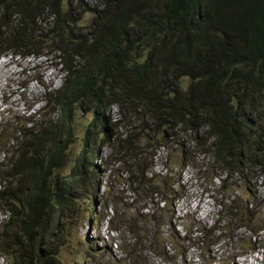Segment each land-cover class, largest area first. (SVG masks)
<instances>
[{"label": "trees", "instance_id": "1", "mask_svg": "<svg viewBox=\"0 0 264 264\" xmlns=\"http://www.w3.org/2000/svg\"><path fill=\"white\" fill-rule=\"evenodd\" d=\"M101 2L103 9L96 11L92 32L83 43L57 36L59 48L66 51V40L79 50L74 56L86 59L88 69L68 75L50 94L52 105L42 108L46 114L25 110L0 121V153L7 164L0 171V202L10 213L0 233V253L13 264L52 263L46 241L59 228V212L68 211L77 192L88 193L84 184L92 182L93 171L87 157L96 154L90 140H100L95 132L104 134L106 129L99 111L116 104L126 109L146 106L149 115L172 132L178 126L189 133L193 149H211L215 160L203 172L210 179L220 168L235 175H217L226 180L212 185L209 199L217 201L215 219L208 226L187 209L176 215V204L186 199L179 180L169 172L146 178L144 171L132 190V204L141 205L139 212L123 220L115 209L107 221L118 242L111 244V250L119 252L114 260L148 264L147 255H152L165 264H179L180 252L191 246L200 264H233L228 249L243 245L244 253L257 248L264 258V237L257 239L264 232V0ZM59 5L61 0H0V49L21 52L20 41L29 45L38 39L40 25L47 22L60 33L70 32L73 23L62 17ZM180 81L189 84L186 91ZM118 82L125 89L117 91ZM83 103L92 107L95 117L74 161L81 171L76 177L74 164L63 173L71 138L67 124ZM56 110L59 121L51 120ZM187 146L188 141L179 139L180 159L174 167L193 162L185 154ZM250 149L261 161L248 158ZM225 156L229 160L224 161ZM140 164L139 159L136 167ZM246 177L260 178L263 198H257ZM171 184H178L179 190L173 191ZM114 199L113 207L121 200ZM94 216L100 223L95 211Z\"/></svg>", "mask_w": 264, "mask_h": 264}, {"label": "clouds", "instance_id": "2", "mask_svg": "<svg viewBox=\"0 0 264 264\" xmlns=\"http://www.w3.org/2000/svg\"><path fill=\"white\" fill-rule=\"evenodd\" d=\"M58 1V0H57ZM62 5H59L60 8H62V17L69 19L73 25L72 30L70 32H59V28L54 27L52 23L47 22L46 24H41V31H40V37L36 40H32L29 42V45H27L26 40L20 41L22 45L21 52H12V49H7L8 47L1 48L0 49V60L7 59V58H17V59H28V58H41L43 57L42 53H37L35 51L36 47L40 48H49L52 51V54H54L53 59L57 61L58 64L52 65V68L57 69V71L61 72V80L58 87L53 88H47L44 83L42 82V79L40 77H36V79L25 81L24 83H21L18 85V89L20 90V103L22 104V111L20 112H13L11 110H2V115L0 117V121L3 118H9L11 116H14L16 114H21L25 110H28L30 113H36L43 111L42 108L44 106L52 105L51 101V93L53 91H56L60 89L65 79L68 77V75L73 74L77 75L78 70H87L88 69V62L86 59L80 55V56H74L78 49L73 48L66 40L63 41V46L66 47V51L63 52L60 47V42L58 40V35L60 34L61 37L67 39L71 38L75 43H83L86 36L92 32V21H94V17L97 15V10L103 9V4L101 0H93L95 2L96 9L87 12L90 14V21L88 23L87 29H85L83 34H78L77 36H74L73 34L76 33V20L74 21L72 19V12H77V10H82L81 8V1L80 0H61ZM65 10H69V13H65ZM49 15L46 14L44 16V19L47 21V17ZM74 26V27H73ZM14 27V26H13ZM49 45V47L44 46ZM35 82L42 90L44 91L43 95L40 97H26V92L28 88L29 83ZM180 84L182 85V91H186L189 84L184 81L183 83L180 81ZM117 91H121L125 89L124 85H122L121 82L117 83ZM185 94V93H184ZM6 103H4L5 105ZM87 104V103H83ZM90 106L89 104H87ZM91 111L93 113L92 107L90 106ZM112 108L117 109V119H115L113 122L108 116L110 113V110ZM125 112L127 113V117H125ZM44 114L47 113V110L43 111ZM103 114L104 122H105V132L104 134H99L100 130H97L95 133L99 137L100 140L96 138L94 140V137L91 138V148L94 151L96 150V154L94 157L90 158L87 157L88 162L91 164V170L93 171L92 174V182L90 184H84V187H88V193H90V187H94V205H95V197H97V200L101 199L105 204L106 200H112V198L121 199L122 202L129 201V204L133 205L135 201V196L132 194V190L136 188L137 182L135 179H139L141 174L144 171H147L148 173L145 174L146 178H153L156 175L164 176L166 173H170L173 175V177L176 180L180 181V185L184 188L183 193L185 192L186 199L178 202L176 204V208L174 209L176 211V215L180 216L181 214L185 213V209H187L188 212H192L195 214L196 220H200L203 222H206L208 226L212 225V221L215 219L214 216V206L217 200L213 201L209 199V197H213L212 192L213 186H219L222 181H225L224 178L221 180L217 175H221L222 177L230 174H234L231 171H225L224 169H219L220 174L215 170L212 174V178L210 179L209 176L204 174V170H209L211 164H213L215 157L213 156V151L209 148L207 149H193L194 142L191 138H189L187 135L189 133H185L184 130H180L181 127L177 126V130L175 132H172L170 128L167 125H162V123L157 122L154 118H152L149 115L148 108L146 106H138L134 109H126V108H120L116 104H112L104 110V112L99 111V114ZM135 114V115H134ZM77 115V114H76ZM95 114H92V120L89 123V125L85 128V135L83 139L86 137V133L88 131V128L91 126L92 122L94 121ZM74 118V117H73ZM72 118V119H73ZM67 124V128L70 129L71 132V138H72V126L71 121ZM51 120L59 121L61 120V117H59V110H56L53 112V115L51 116ZM203 131L207 130V127L204 126ZM94 132V129H90ZM118 130H125L126 132L123 135H120L118 133ZM67 129L64 128V133H66ZM115 131V132H113ZM164 131H167V134H164ZM166 139H163L165 138ZM70 138V140H71ZM83 139L81 146L79 148V152L76 155H73V171L76 175V177L80 176V169L78 168V163L74 162L75 159H78V156L81 152V149L83 147ZM182 140L183 142H189V147L187 146V151L185 152L186 156H189L190 159L193 158V162L190 164H182V169H178L177 167H174L179 163L180 156L178 154V141ZM70 142V141H69ZM134 142V145H131V143ZM213 142V141H211ZM210 144V143H208ZM69 145V144H68ZM210 146V145H209ZM107 149L109 153L105 156H103L102 151ZM69 151V150H68ZM157 154L161 153V157H157ZM0 153V171H3L7 169V164L5 163V158ZM69 158V156H68ZM248 158L250 160L255 161L256 163L258 161H261V157L257 156L251 149L248 152ZM140 159L141 164L139 167H136L137 161ZM189 160V159H188ZM224 161L229 160L228 156H225L223 158ZM191 161V160H190ZM97 162L100 165H105L107 162L118 164V166H122L124 168L129 167L125 174V181L124 183L120 182L119 172L117 169L112 168L107 169L106 171H102L103 173L108 172V179L102 184L98 182V177L100 176V166L97 165ZM156 162L159 165H156ZM233 164V162H232ZM72 165V164H71ZM70 165V166H71ZM157 167H160L161 170H157ZM187 169H191L193 171V180L196 181V186L193 185L192 177L188 178L187 184L184 183V176L186 174ZM168 170V171H167ZM240 173V172H239ZM235 175V174H234ZM220 176V177H221ZM94 177V178H93ZM251 178L246 177L244 180ZM94 179V180H93ZM251 185L254 188L253 193H256L257 198H263V189L260 187V178L253 177L251 178ZM106 185H111L113 188L109 191H106ZM1 189V188H0ZM103 190L101 194H99V190ZM171 189L173 191L179 190L178 184H171ZM86 193V194H88ZM124 197H122V195ZM207 202H210L209 204ZM0 204L3 205V213L5 219H8L7 223L10 221V213L5 208L4 204L0 202ZM109 206L111 216L108 217L109 221L111 217H114V207L112 206V203L106 204ZM114 205V204H113ZM117 204L115 203L114 206ZM160 206H164V203H161ZM95 207V206H94ZM206 208H209V211H207ZM65 211V210H64ZM61 211L59 213L62 214ZM93 214V212H92ZM91 214V215H92ZM61 218V215H60ZM261 218L264 220V213L261 215ZM60 220V219H59ZM59 226V221H58ZM59 230V228H58ZM57 230V231H58ZM106 231H107V237L110 238V240L113 242L115 235H113L108 227V223L106 222ZM56 233V232H55ZM54 236V235H53ZM260 237H264V232H259L257 239ZM53 238V237H52ZM51 238V239H52ZM96 240V238H95ZM101 241V242H100ZM100 241H94L95 244L104 243V240ZM254 241V240H252ZM111 242V243H112ZM47 243V241H46ZM89 243V241H88ZM48 244V243H47ZM90 246L92 245L89 243ZM103 246V245H101ZM103 248V247H100ZM111 249V247H110ZM48 250V249H47ZM103 250V249H101ZM49 251V250H48ZM50 252V251H49ZM261 250L255 249L254 252L244 253V251H240L239 248L234 249H228V257L229 260H234L233 264H240L242 262L247 264L250 261H254L256 264L261 263L264 264V258L260 255ZM52 254V253H51ZM2 258L8 259L11 264H13L12 260L0 254ZM259 258V259H258ZM52 260V255L51 258ZM258 261V262H257ZM54 264L53 260L52 263Z\"/></svg>", "mask_w": 264, "mask_h": 264}, {"label": "rangeland", "instance_id": "3", "mask_svg": "<svg viewBox=\"0 0 264 264\" xmlns=\"http://www.w3.org/2000/svg\"><path fill=\"white\" fill-rule=\"evenodd\" d=\"M82 10H77V12H72V19L76 20V33L74 36H77L79 33L83 34L85 29L88 27V23L91 19V12L96 9L95 2L93 0H80ZM48 46L49 45H44ZM35 51L42 53L43 57L38 58H28L25 60L17 58H7L0 60V117L2 110H11L13 112L22 111L23 107L20 103V90L18 85L24 83L25 81H30L40 77L42 82L47 88L58 87L61 80V72L57 69L52 68V65L57 63L53 59L54 54L48 48L36 47ZM44 91L40 88L35 82L29 83L26 97H40L43 95ZM4 103H6L4 105ZM117 109L112 108L110 113H108L112 122L117 119ZM74 118L71 121L72 126V138L68 145L69 158L65 161V168L63 173H67L71 164H73V155H76L79 152L81 146V141L85 135V128L89 125L92 120V111L90 106L87 104H82L76 111ZM125 112V117H127ZM115 132V131H113ZM125 130H118L120 135H123ZM134 145V142L131 143ZM109 151L107 149L102 151L103 156L107 155ZM157 157H161V153L157 154ZM97 165L100 166V176L98 177L99 183H104L108 179V172L103 173L107 169L112 168L117 169L119 172L120 182L124 183L125 174L129 167L118 166V164H113L107 162L105 165H100L97 162ZM156 165H159L156 162ZM157 170H161L160 167H157ZM193 171L187 169L184 176V183L187 184L188 178L192 177L193 185L196 186V181L193 180ZM94 178V177H93ZM94 180V179H93ZM90 193H78L75 194L74 202L70 204L64 212L61 214L59 220V230L56 231L52 239L47 240V249L52 253V260L54 264H120L114 260L113 257L119 256L118 250H115V247L111 250V240L107 237L106 231V222L108 217L112 214L110 213L109 206L106 204L114 203L116 200H106V204L101 200H97L95 197L94 205V187H90ZM99 194L103 190H99ZM122 195V194H121ZM122 197H124L122 195ZM208 204L210 202H207ZM114 210L118 209L119 214H121L123 220H126L139 212V207L141 205H131L129 201L122 202V200H117ZM95 206V207H94ZM209 211V208H206ZM0 211L3 213V205L0 204ZM94 211L98 213L99 219L101 222L96 224ZM0 212V233L4 231V227L7 224L8 219H5L2 213ZM90 212H93L91 215ZM115 212V211H114ZM119 220H115L114 226L119 227ZM150 225L151 223L146 220ZM182 233V232H181ZM233 235V234H230ZM96 238V240H95ZM117 237L115 236L114 239ZM104 240V243L95 244L94 241ZM91 243L92 245L90 246ZM116 241V240H114ZM113 241V242H114ZM14 243V241L8 242L9 245ZM116 244L118 242L116 241ZM103 245V246H101ZM103 247V248H100ZM187 251L184 253L180 252L182 257L178 258L179 264L184 262L192 264H200V258L198 257V252L192 250L191 246H186ZM243 248L246 247L243 245ZM243 248H240V251H243ZM103 249V250H101ZM1 254V253H0ZM148 264H165L164 261L161 262L158 257L147 255ZM259 259V258H258ZM258 262V261H257ZM0 264H11V262L0 256ZM240 264H243L240 262ZM247 264V262L245 263ZM248 264H256L254 261H250ZM258 264H261L258 262Z\"/></svg>", "mask_w": 264, "mask_h": 264}, {"label": "bare ground", "instance_id": "4", "mask_svg": "<svg viewBox=\"0 0 264 264\" xmlns=\"http://www.w3.org/2000/svg\"><path fill=\"white\" fill-rule=\"evenodd\" d=\"M1 68V67H0Z\"/></svg>", "mask_w": 264, "mask_h": 264}]
</instances>
